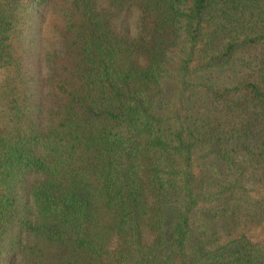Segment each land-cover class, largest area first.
Listing matches in <instances>:
<instances>
[{"label":"trees","instance_id":"trees-1","mask_svg":"<svg viewBox=\"0 0 264 264\" xmlns=\"http://www.w3.org/2000/svg\"><path fill=\"white\" fill-rule=\"evenodd\" d=\"M0 264H264V0H0Z\"/></svg>","mask_w":264,"mask_h":264},{"label":"rangeland","instance_id":"rangeland-1","mask_svg":"<svg viewBox=\"0 0 264 264\" xmlns=\"http://www.w3.org/2000/svg\"><path fill=\"white\" fill-rule=\"evenodd\" d=\"M135 19L136 14L133 15L130 23L133 24ZM41 22L43 25L39 26L37 29V48L39 50H50L53 37L60 31L58 28V22L55 20L54 13L52 11L45 12L44 18L41 19Z\"/></svg>","mask_w":264,"mask_h":264}]
</instances>
